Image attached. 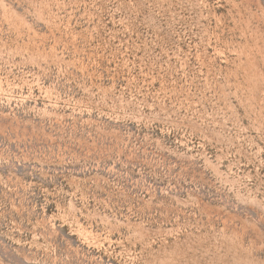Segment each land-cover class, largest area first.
<instances>
[{
	"label": "rangeland",
	"instance_id": "rangeland-1",
	"mask_svg": "<svg viewBox=\"0 0 264 264\" xmlns=\"http://www.w3.org/2000/svg\"><path fill=\"white\" fill-rule=\"evenodd\" d=\"M0 264H264V0H0Z\"/></svg>",
	"mask_w": 264,
	"mask_h": 264
}]
</instances>
